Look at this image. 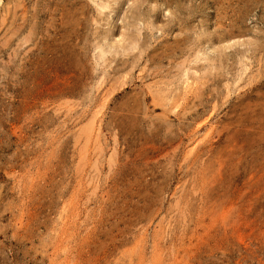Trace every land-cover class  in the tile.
I'll use <instances>...</instances> for the list:
<instances>
[{
  "label": "rangeland",
  "instance_id": "374dc122",
  "mask_svg": "<svg viewBox=\"0 0 264 264\" xmlns=\"http://www.w3.org/2000/svg\"><path fill=\"white\" fill-rule=\"evenodd\" d=\"M0 264H264V0H0Z\"/></svg>",
  "mask_w": 264,
  "mask_h": 264
},
{
  "label": "bare ground",
  "instance_id": "6f19581e",
  "mask_svg": "<svg viewBox=\"0 0 264 264\" xmlns=\"http://www.w3.org/2000/svg\"><path fill=\"white\" fill-rule=\"evenodd\" d=\"M212 43V42H211ZM129 45V44H128ZM137 45V44H136ZM221 45V44H220ZM117 46V45H116ZM121 46V45H120ZM199 59V58H198ZM186 70V69H185ZM246 112V111H245ZM257 137V136H256Z\"/></svg>",
  "mask_w": 264,
  "mask_h": 264
}]
</instances>
